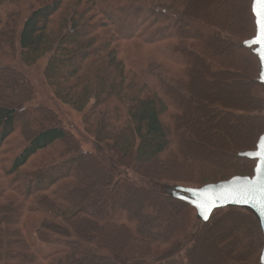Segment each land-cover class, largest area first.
<instances>
[{
	"label": "trees",
	"instance_id": "16d2710c",
	"mask_svg": "<svg viewBox=\"0 0 264 264\" xmlns=\"http://www.w3.org/2000/svg\"><path fill=\"white\" fill-rule=\"evenodd\" d=\"M252 7V0H0V264L163 261L201 221L186 202L139 187L83 151L55 114L31 106L36 91L15 65L46 61L54 97L83 115L96 142L132 157L144 178L174 190L252 177L256 161L240 156L264 135L260 62L244 47L257 33ZM234 80L243 100L255 89L263 121L247 118L256 133L237 130L232 142V123L242 117L227 93L222 101L212 95ZM192 112L221 129L236 164L195 147L199 134L186 129ZM85 203L100 211L89 214ZM201 223L183 264L208 256L261 264L264 231L251 209H219Z\"/></svg>",
	"mask_w": 264,
	"mask_h": 264
},
{
	"label": "rangeland",
	"instance_id": "374dc122",
	"mask_svg": "<svg viewBox=\"0 0 264 264\" xmlns=\"http://www.w3.org/2000/svg\"><path fill=\"white\" fill-rule=\"evenodd\" d=\"M117 18H115L116 20ZM117 21V20H116ZM20 71L26 74V76L29 78V80L32 82L34 89L36 91L37 100L31 104L33 107H44L50 110L53 114H55L61 124L71 133L79 139L82 145V150L85 152L93 153L95 156H97L100 160H102L103 163L106 165L114 168L119 176L126 178L139 187H143L158 193H163L167 195H171L173 193V187L170 186L164 182H157L151 179L144 178L133 170L134 161L133 158L130 157L128 159H124L120 157L116 152L107 149L105 146L99 144L95 141L94 138L90 137L86 134L83 126V115L80 113H77L73 109H71L68 106L63 105L61 102H59L53 95L51 89L46 85L45 77H44V71L46 66V61H40L37 65L27 68L19 63L15 65ZM260 72V67H259ZM240 80H234L233 82H230V84L233 87L227 88L226 91H224V94H221L220 91H218L216 94V91L213 94V97H217L222 101L223 97L227 93L228 96L231 98L230 101L231 104L234 106L231 109L234 110L236 116L242 117V120L239 122L232 123L233 130L229 131L228 134V140L235 142V135L234 133L241 132V133H247L249 134H255L256 133V126L253 125V128L256 129L252 132L251 130V124L248 119H254V120H261L262 118V108L255 107L256 100H258L259 95L255 93V89L252 91L251 96L245 98L237 95V93L234 91L236 85H239ZM201 104H196V106H199ZM210 116H216V118H219L218 114H210ZM21 117V116H20ZM31 118V113H28L21 117V121L27 122ZM248 118V119H247ZM245 119V120H244ZM247 119V120H246ZM260 129L259 133H261L264 129V123L263 126L260 125L258 127ZM186 129L188 133H197L198 141L195 142V147L200 148L202 150H205L206 148L209 153L211 154L212 158L216 159H225L229 160L230 163L236 164V160L234 159L236 156V153L234 150H228L225 148V145L222 142L221 138V129L217 128V126L214 124L213 126L210 125L209 120L207 118H203L200 112H196L195 114L192 112L190 117V122L186 125ZM185 129V130H186ZM212 135L209 138L203 135ZM175 145L178 146L180 143V140L178 139L177 135H175ZM192 140H189V145L191 144ZM194 141V140H193ZM83 175V174H82ZM85 177V175L83 176ZM89 178V181H94L92 176L87 175ZM91 190V189H90ZM91 193H93L91 191ZM94 197V196H92ZM90 204V203H89ZM89 204L85 203L84 207L87 210L89 214H97L100 209L93 208L90 209ZM134 208V207H133ZM136 210V208H135ZM136 212V211H134ZM201 221L197 223L195 226V229L190 232V234L180 243L176 248H174L171 251V255L167 257L163 261L156 260H144V259H137L132 261H127V264H138L139 261H144V264H183V262L180 260V256L184 255L187 248L192 243L193 239L196 236V233L198 229L201 227ZM228 232L227 230H224V232ZM222 233H219L221 236ZM129 250V249H127ZM196 255H199V253H196ZM209 257V258H208ZM205 260V264H224L222 261L225 260L223 257H220V260L217 263V258L213 256H208ZM211 257V258H210ZM216 262V263H215Z\"/></svg>",
	"mask_w": 264,
	"mask_h": 264
},
{
	"label": "water",
	"instance_id": "95a60500",
	"mask_svg": "<svg viewBox=\"0 0 264 264\" xmlns=\"http://www.w3.org/2000/svg\"><path fill=\"white\" fill-rule=\"evenodd\" d=\"M256 28V36L246 41L244 47L251 49L259 60L261 67L259 82L264 85V44L255 42L259 38L257 22ZM262 141H264V135L259 139L256 150L244 152L240 156L254 160L250 154H254L258 150V145ZM262 187H264V172L257 170L256 161L252 177L237 176L228 181L210 184L202 188L176 187L172 195L195 208L203 223L209 222L213 213L219 209L227 207L249 208L258 216L264 231V195L260 191ZM261 264H264V249Z\"/></svg>",
	"mask_w": 264,
	"mask_h": 264
},
{
	"label": "snow or ice",
	"instance_id": "6c2138e0",
	"mask_svg": "<svg viewBox=\"0 0 264 264\" xmlns=\"http://www.w3.org/2000/svg\"><path fill=\"white\" fill-rule=\"evenodd\" d=\"M252 3V10L259 29V38L255 42L257 44H264V0H252ZM250 155H252V158L257 161V170L264 172V141L259 143L258 150ZM260 191L262 195H264V187H262Z\"/></svg>",
	"mask_w": 264,
	"mask_h": 264
}]
</instances>
